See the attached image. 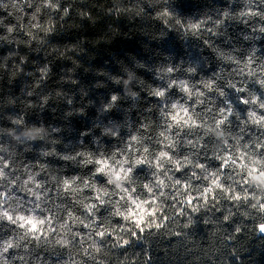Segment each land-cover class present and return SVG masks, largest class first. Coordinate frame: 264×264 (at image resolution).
I'll use <instances>...</instances> for the list:
<instances>
[{"label": "clouds", "instance_id": "1", "mask_svg": "<svg viewBox=\"0 0 264 264\" xmlns=\"http://www.w3.org/2000/svg\"><path fill=\"white\" fill-rule=\"evenodd\" d=\"M187 2L0 0V264H261L264 0ZM113 22L141 51L50 86Z\"/></svg>", "mask_w": 264, "mask_h": 264}, {"label": "trees", "instance_id": "2", "mask_svg": "<svg viewBox=\"0 0 264 264\" xmlns=\"http://www.w3.org/2000/svg\"><path fill=\"white\" fill-rule=\"evenodd\" d=\"M98 3L101 4L102 7V0H98ZM199 5L195 2V0H188L187 3H185L183 5L184 10L187 11H191L194 8L198 7ZM104 20V16L102 15V13H98L96 11H93L92 13V22L93 23H97L99 21H103ZM73 28H79L80 24L79 22H75L72 24ZM100 27L103 28V24H100ZM139 31L138 28L133 27L131 29V31L129 32L127 27H121L120 25H117L113 22V29L111 33H107L105 35V39L109 40L110 42H113L111 45H105L102 44V42L100 40H92L90 41V45H88V48H78L77 51L80 53V55H75L73 53H66V61L65 62H60L58 61L54 67V73L53 76L49 77V85L50 86H54V82L56 79V73L55 72H59L60 68L62 66H71L74 65V72L78 75V77L81 79V81L83 83H88L93 81L94 79H96V77H94L91 72L93 71V67H102L104 64V61L107 59H110L109 56V52L110 51H114L116 53H118L121 57L124 55V52L127 51H133V52H137L139 53L140 47L138 44V41L141 39L139 36H132L133 33ZM88 36H96L99 35V32L97 31H93V30H89L86 33ZM132 36L131 39H126L127 37ZM262 45H264V40H262L260 42ZM91 46H95L97 48H92ZM9 48L6 46L5 48L0 49V55H3L4 53H6V51H8ZM178 50V49H177ZM22 52H25L26 49H21ZM94 53H97V56H95ZM87 58H86V57ZM31 59H40V57L35 56L34 54L32 55ZM89 60H93L91 61V64L93 67L89 66ZM28 68H31V64H29L27 66ZM115 70V69H113ZM88 73H85V72ZM7 78H8V74L5 73V79L4 81H0V98L3 97L4 94H13V95H17L20 92V87H21V82L24 79H31V78H24L21 77L18 79V77L13 76L12 79H17L13 85H9L7 83ZM102 79V78H101ZM66 88H71V86H65ZM38 90V89H37ZM94 95V94H93ZM35 99V98H33ZM77 99H79V97H77ZM23 103H26V101H22ZM37 108L36 105L33 106L32 109H28L29 113H31L32 111H34ZM63 109H61L62 112ZM4 111V107L0 106V114H2ZM8 111H19V108L17 109H8ZM89 115H95V111L94 110H90L89 111ZM44 116L46 118L47 121L51 122L53 120V115L51 112H45ZM36 116L35 114H30L29 116V120H35ZM82 119L83 118H78V117H74L72 118V123L75 125V127L77 129L83 128L86 126V122L82 123ZM142 119H147V117H142ZM59 143V142H58ZM25 160H27V157H25ZM211 227V226H209ZM170 240H175V237H170ZM131 256H132V260H133V264H139V261H136L135 257L136 254H139L141 258H143V249L139 246L133 247L132 249L129 250ZM38 255L44 256L45 258H48L50 253L45 251L44 249H40L38 250ZM162 252H153L152 253V258L153 260H157L159 258L160 255H162ZM124 253H121V256H123ZM261 264H264V256H262L261 258Z\"/></svg>", "mask_w": 264, "mask_h": 264}]
</instances>
